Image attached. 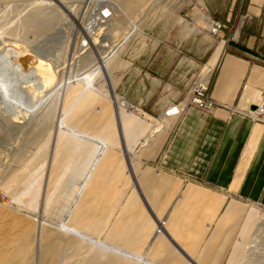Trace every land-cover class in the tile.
I'll return each instance as SVG.
<instances>
[{"label": "crops", "instance_id": "crops-1", "mask_svg": "<svg viewBox=\"0 0 264 264\" xmlns=\"http://www.w3.org/2000/svg\"><path fill=\"white\" fill-rule=\"evenodd\" d=\"M117 1L125 12L112 36L119 40L128 19L140 17L153 0ZM201 10L190 31L200 20L210 27ZM212 16L224 29L212 42L208 34L206 46L193 41L191 51L174 60L161 53L150 69L145 61L135 62L133 71L117 62L118 74L110 70L107 84L116 101L82 85L68 90L58 126L38 132L4 181L21 209L0 205V264H31L25 259L35 226L24 212L66 218L65 241L54 227L44 237L54 264L242 263L264 209V124L241 112L264 90V0H231ZM193 71L209 86L211 112L186 94ZM124 100L140 106L142 115L129 112ZM172 105L179 112L169 113ZM91 244L100 248L88 253Z\"/></svg>", "mask_w": 264, "mask_h": 264}, {"label": "rangeland", "instance_id": "rangeland-1", "mask_svg": "<svg viewBox=\"0 0 264 264\" xmlns=\"http://www.w3.org/2000/svg\"><path fill=\"white\" fill-rule=\"evenodd\" d=\"M61 1L68 8L69 13L56 0H0V53L6 47L23 52L22 55L15 57L13 62L22 64L26 72L36 65L39 58L51 64V70L41 74L45 85L43 90H38L32 85L23 87V91L30 95L29 99H24L23 105L26 107L22 108L21 104L14 99L5 100L0 95V205L8 209L16 210L21 207L17 206L5 192L3 188L5 179L30 153L40 135L38 132L53 125L58 126L59 117L63 116L65 111V97L71 87L82 85L87 90L106 96L111 90L108 86L112 78L111 72L118 74L115 69L117 62L129 63L128 69L133 71L135 62L143 64L145 61L147 68L150 69L154 68L161 53H171L172 56L169 59L174 60L180 57L181 52L189 53L193 41L194 43L205 41L203 45L206 46L207 35L209 34L212 42L214 38L217 39L223 26L218 19H214L212 12L231 3V0H153L140 17L128 19V30L119 40H116L112 36L122 26L121 16L125 14L117 0ZM199 7L202 9L201 12L209 17L210 27L200 20L198 27L190 31L189 28L194 22V16ZM106 9H109L111 15L107 17L108 19L100 18V14ZM92 19L98 20L99 26L95 24L89 36L95 35L96 39L99 37L97 40L100 44L113 43L116 46L113 58L114 60L117 55L116 61L110 66L111 61L100 74L95 69L100 50L97 46L95 50L91 44H87V47L83 46L87 35L81 27L88 26ZM213 22L218 23L219 27H214ZM1 62L4 60L0 59V71L4 74L3 69L7 66L5 68ZM128 69L118 87L122 86L130 72ZM1 72L0 76L3 77ZM44 74L47 75L43 76ZM7 76L10 79L14 77L13 74L10 75V72ZM187 79L189 81L186 94H190L192 85L195 82L201 83L202 80L194 71L187 76ZM61 88L62 106L58 111L57 102ZM206 92L205 99L211 101L209 86ZM123 103L129 112L142 115L140 106L132 105L126 100ZM169 110L171 109L169 108L168 112ZM162 118L158 117L156 122L158 124L163 122ZM149 135L150 132L147 136ZM147 136L141 139L140 146ZM153 137L154 135L148 142ZM24 213L26 215L22 214L23 218L32 221L35 226L31 252L29 256H26L25 262L54 264L43 249L44 237L48 236L49 229L54 227L55 231L62 233L60 241H65L69 234V230L65 227H69L66 218L61 221H51L42 219L44 217L41 213ZM161 223L159 228L162 229ZM96 239L103 241L100 238ZM90 246L88 253L94 248H100L97 244ZM87 255L85 254L83 258ZM106 257V254H101L99 259L104 262L103 258ZM64 262L66 264V261ZM60 264L64 263L61 261ZM241 264H264V209H259L258 222L249 237Z\"/></svg>", "mask_w": 264, "mask_h": 264}, {"label": "bare ground", "instance_id": "bare-ground-1", "mask_svg": "<svg viewBox=\"0 0 264 264\" xmlns=\"http://www.w3.org/2000/svg\"><path fill=\"white\" fill-rule=\"evenodd\" d=\"M56 1H58L60 3V5L62 6V8H64V10H66V11L68 10V8L63 4V2L61 0H56ZM67 13H69V12L67 11ZM109 15H111V13L109 12V9H106L105 11L102 12V14H100V18H104V19L107 18V17L109 18ZM95 24L98 25V20L92 19L89 22L88 26L81 27V29L87 35L86 41L83 42V46L87 47V44L88 45L91 44L92 47L95 48L97 46L98 49L100 50V52H99L98 49H97L99 54H98V57H97V60H96V63H95L96 64L95 65V69L100 74V73H103V71L107 68L108 64L113 60V58L115 56V52H116V46L113 43H103V44L101 43L100 44L99 41L97 40L99 37H97V39H96L95 35L89 36L90 34H92L90 32H91V30L93 28H95L94 27ZM78 27H79V25H78ZM89 37H90V39H89ZM93 45H95V46H93ZM103 48H108V49L104 50ZM95 50H96V48H95ZM22 54H23V52H21V51L17 52L16 49L8 48V47H6L3 50V52L0 53V59H2V61L4 60V62H1V65H4L5 68L7 66L6 69H3L4 74L0 71L1 74H3V77H2V75L0 76V95H2L5 98V100H8L9 98L14 99L15 101H17V103L21 104L22 108H24V107H26L25 105H23L24 99H26V98L29 99L30 95H29L28 92L23 91V87H25V85L26 86L27 85H32V86H35L38 90H43L45 85H44V83L42 81L43 78H42L41 74L44 73V72L48 73L51 70V64H49L45 60L39 58V59H37L36 65L33 68H31V70L29 69L30 70L29 72H26L24 70L22 64H14V62H13V59L15 57H18V56H20ZM50 61H51V59H50ZM56 62L57 61H55V63ZM56 70H57V68H56ZM8 72H10V75H12V74L14 75V77L12 79H10L7 76ZM38 72H39V74H38ZM45 75H47V74H44L43 76H45ZM45 82L47 83V81H45ZM62 94L63 93H62V88H61L59 100L57 102L58 111H60V108L62 106ZM108 94L110 95V97H112L113 101H116V97H115L113 91L109 90ZM27 106L29 107V105H27ZM170 109L171 110H169V113H175L176 110H177V107L171 106ZM155 129H156V127H155ZM262 216H261V218H262ZM160 223H159V225H160ZM160 229L161 228H159V230Z\"/></svg>", "mask_w": 264, "mask_h": 264}, {"label": "built area", "instance_id": "built-area-1", "mask_svg": "<svg viewBox=\"0 0 264 264\" xmlns=\"http://www.w3.org/2000/svg\"><path fill=\"white\" fill-rule=\"evenodd\" d=\"M213 26L219 27V24L213 22ZM216 29L217 28H215V30ZM207 88L208 85L205 82H195L191 87L189 99L191 104H193L195 107L206 112H211L214 109V103L212 100L209 101L205 99ZM179 110L180 109L177 108L176 112H179ZM241 112L255 122L264 124V90L262 91L261 96L256 104L249 106L247 109H244Z\"/></svg>", "mask_w": 264, "mask_h": 264}, {"label": "trees", "instance_id": "trees-1", "mask_svg": "<svg viewBox=\"0 0 264 264\" xmlns=\"http://www.w3.org/2000/svg\"><path fill=\"white\" fill-rule=\"evenodd\" d=\"M229 24H231V28L229 27L230 25ZM234 25H235V22L233 21H231V22H229L228 24H227V27H225V33H226V35L228 36V37H230L231 35H232V30L234 29ZM222 29H224V27L222 26L221 27ZM227 28H230V30H228Z\"/></svg>", "mask_w": 264, "mask_h": 264}]
</instances>
